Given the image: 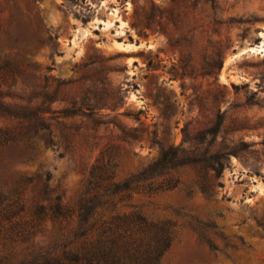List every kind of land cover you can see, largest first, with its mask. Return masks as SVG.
Wrapping results in <instances>:
<instances>
[{
    "label": "rangeland",
    "instance_id": "rangeland-1",
    "mask_svg": "<svg viewBox=\"0 0 264 264\" xmlns=\"http://www.w3.org/2000/svg\"><path fill=\"white\" fill-rule=\"evenodd\" d=\"M102 168L94 217L166 223L159 264H264V0H0V200L76 209Z\"/></svg>",
    "mask_w": 264,
    "mask_h": 264
},
{
    "label": "trees",
    "instance_id": "trees-1",
    "mask_svg": "<svg viewBox=\"0 0 264 264\" xmlns=\"http://www.w3.org/2000/svg\"><path fill=\"white\" fill-rule=\"evenodd\" d=\"M41 113V112H39ZM24 118L23 112L14 113ZM38 114L35 113L36 117ZM46 129L40 118L34 124L19 122L13 138L30 139L31 132ZM174 151L160 149L157 160L142 174L161 175L158 170L180 166ZM212 168V167H211ZM99 170L104 183L84 197L76 209H70L55 196L30 205L29 218L20 216L25 209L24 185L32 179L23 177L18 187L0 200V264H159L171 243L166 223H151L138 215L114 216L107 221L94 217L95 209L104 206L107 192L129 190L126 181L116 184ZM213 170V169H212ZM202 194H206L201 189ZM43 200V199H40ZM50 225L47 242L36 240L45 224ZM6 225V226H4ZM14 245L22 246L15 251Z\"/></svg>",
    "mask_w": 264,
    "mask_h": 264
}]
</instances>
